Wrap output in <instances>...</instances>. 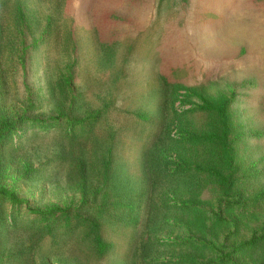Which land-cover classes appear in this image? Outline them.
Here are the masks:
<instances>
[{
	"label": "rangeland",
	"instance_id": "obj_1",
	"mask_svg": "<svg viewBox=\"0 0 264 264\" xmlns=\"http://www.w3.org/2000/svg\"><path fill=\"white\" fill-rule=\"evenodd\" d=\"M200 89L226 92L254 164L240 184L264 192V0H0V116L18 122L0 189L28 201L27 219L68 207L92 217L86 200L121 197L102 220L114 253L98 258L83 231L33 241L5 224L0 264H128L131 223L156 261L196 256L183 242L195 239L209 264H248L230 235L238 216L218 199L198 204L203 235L184 221L193 184L175 176L186 162L176 143L210 125ZM72 129L84 139L76 147Z\"/></svg>",
	"mask_w": 264,
	"mask_h": 264
},
{
	"label": "trees",
	"instance_id": "obj_2",
	"mask_svg": "<svg viewBox=\"0 0 264 264\" xmlns=\"http://www.w3.org/2000/svg\"><path fill=\"white\" fill-rule=\"evenodd\" d=\"M248 1L261 3L263 0ZM111 21V16L107 15L101 29L109 27ZM128 50L131 51V49ZM197 96L203 103V108H201L203 113L210 116L211 122L209 127L203 130L202 135L195 136L188 133L187 137L185 136L176 143L177 150L184 154L186 162L185 165L179 167L175 176L189 179L193 184L190 191L191 202L183 206L192 218H185L184 221L192 233L203 235V232L207 230V218L205 219V217L208 212L198 204L209 206L217 202L218 199L219 205L222 206L225 213L238 216L230 232V235L238 237L241 241L237 245L238 258L248 264H264V240L257 241L255 237L257 231L264 230V220H259L260 217L264 219V215H260L264 210V192L248 190L245 194L240 184L242 178H248V172L253 171V168L249 166L254 164L251 160L252 157H248L245 152V137L241 131L239 118L231 108V101L226 96V92L221 91L218 92V95L212 96L206 89H200ZM86 126L83 122V129ZM17 128V121L7 116L4 118L0 116L1 176L4 172L5 149L12 133ZM87 132L85 131V134ZM72 133L71 142L73 147H76L84 140L83 135H79L80 133L75 129H72ZM195 138H198L199 143L202 144H194L192 140ZM200 148L201 151L194 155V151L196 152ZM179 156L182 158L181 154ZM262 197L263 199H261ZM119 199L114 201L109 199L100 204L96 201L86 200L88 201H85L87 208L93 210L92 217L82 216L79 210L68 207L35 212L31 219H27L19 214V207L28 204V201L20 199L15 190L1 188L0 227L7 224L8 228L14 227L15 230L22 229L30 232L33 241H60V237L62 238L65 234L70 233L71 236H75L78 231H83L84 241L82 243L86 244L98 258H103L117 250L114 243L106 239L102 220L106 216L112 218L116 214L114 210L117 207L113 205ZM5 203L11 204L7 215L3 210ZM135 211L136 209H132V213ZM126 219L130 220L128 217ZM211 220L217 224L214 218ZM113 223L118 224L119 221H113ZM122 225L131 227V238L127 239V243H129L128 258L131 259L128 264H209V261H205L206 254L195 243V239H187L183 242L193 250L194 254H197L196 256H180L172 258V260L156 261L150 258L151 249L147 243L143 247H138L139 239L136 238V229L133 227L135 225L132 223ZM249 233L251 236L246 240ZM184 244L182 243L183 246H185Z\"/></svg>",
	"mask_w": 264,
	"mask_h": 264
}]
</instances>
